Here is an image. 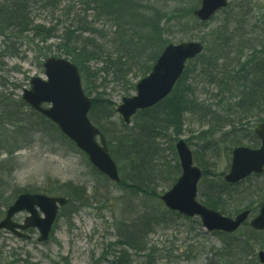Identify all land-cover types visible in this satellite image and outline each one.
<instances>
[{
    "label": "trees",
    "instance_id": "16d2710c",
    "mask_svg": "<svg viewBox=\"0 0 264 264\" xmlns=\"http://www.w3.org/2000/svg\"><path fill=\"white\" fill-rule=\"evenodd\" d=\"M184 1L0 0V35L5 37L4 43L13 44L14 39L27 31L44 43L56 37L57 52L77 66L84 93L91 99L88 119L104 136L120 180L118 183L111 182L90 167L104 182L130 192V196L134 197L132 203L140 200L137 204L142 209L136 211L133 218L119 220L115 228L119 250L105 259L106 264H133L128 258V251L141 253L148 250L147 237L154 228L165 221L166 215H179L163 206L157 188L159 185L169 188L179 176L174 142L181 134L185 113L197 112L200 108L194 89L184 81L187 75H202L209 83L216 84L217 95L229 93L232 99L237 98L226 105L228 114H232L233 118L227 116L225 124H231L232 133L242 132L245 138L251 137L255 143L258 139L253 134L252 125L249 121L242 122V119L253 115L254 123L264 122V44L260 50L251 52L242 60L241 49L248 39L243 42V31L242 38L240 35L245 18L241 12L248 8L247 0L233 7L229 3L219 11L224 15L223 20L200 37L204 43L203 52L186 63L171 92L156 104L137 111L130 125L124 124L118 117L116 104L108 97L98 93L91 96L92 91H96L91 82L96 74L101 75L103 80L111 79L121 87L122 97L131 95L135 82L150 71L164 47L171 42L169 34L172 31L205 27L214 18L199 22L192 14L195 2L181 5ZM61 2H64L61 15L66 20L61 28L34 25L30 20L35 5L56 11ZM74 2L79 7L77 10L72 6ZM233 45L238 49H234ZM230 48L233 53L239 50L234 53L235 63L231 66L228 64ZM46 57L43 54V58ZM219 60H223V64L217 69ZM193 61L199 62V69H189L187 64ZM91 64L96 65V72L90 71ZM209 118L217 123L221 120L219 116L210 115ZM235 123H238L237 127ZM170 130L171 134H168ZM209 132L210 128L199 135ZM163 140H168L171 158L164 154L165 148L160 143ZM185 142L190 143L188 139ZM61 143L77 150L53 122L30 108L20 96L0 91V217L19 193L38 192V189L21 188L18 184L15 174L20 167L19 155L22 151L40 144L56 153ZM201 172L197 198L202 204L226 216H233L244 209L250 211V216L258 212L264 198V170L236 183L224 181V171L215 173L201 167ZM80 188L61 184L55 190L67 198L58 215L74 201H82L84 191ZM249 230V235L242 237L234 233L215 232L220 236L221 248L208 264H259L253 255L252 242L264 246L259 242L264 238V231ZM19 256L14 251L8 252L4 259L1 258L0 264H37L28 257Z\"/></svg>",
    "mask_w": 264,
    "mask_h": 264
},
{
    "label": "rangeland",
    "instance_id": "374dc122",
    "mask_svg": "<svg viewBox=\"0 0 264 264\" xmlns=\"http://www.w3.org/2000/svg\"><path fill=\"white\" fill-rule=\"evenodd\" d=\"M189 1L192 3L194 1L195 7L199 6L200 0H185L181 5L187 6ZM244 2L245 0H230L229 3L230 7H233ZM63 3L61 2L56 11L37 8L35 5V9L32 8L30 13V20L34 25L61 28L66 21L61 15ZM245 3L250 9L246 7L244 13L241 12L245 18L240 35L242 38L243 31V42L244 39H248L247 44L243 43L244 47L241 49L244 55L242 60L251 52L260 50L264 44V0H247ZM72 6L76 10L79 8L76 2L72 3ZM223 16L222 13L216 14L205 27H195L186 31L174 30L169 34L170 41L174 44L190 40L198 41L209 29L217 26L223 20ZM4 41H6L5 37L0 35V91L10 92L15 96H21L22 89L29 87L32 76L44 78L43 69L40 67V62L44 59L43 54L62 57L55 48L58 42L56 37L44 43L27 31L14 39L13 44L7 45ZM233 48L238 49L234 45ZM238 52L239 50H236L234 53ZM234 53L230 48L229 66L235 63ZM219 61L216 64L217 69L223 64V60ZM90 66V71L96 72L94 70L96 65ZM187 66L191 70L200 68L197 61L188 63ZM101 77L97 74L93 77L91 82L96 91H92L91 96L95 93L101 94L117 105L122 98L121 87L111 79L103 80ZM184 81L194 89L200 108L197 112L185 113L181 134L176 139L190 141L188 146L193 161L200 169L205 167L210 172L226 173L231 150L234 147L257 148L260 143L259 141L254 143L251 137L245 138L242 132L232 133L231 124H225L227 116L233 118L232 114H228L226 105L230 100L233 102L237 98L232 99L229 93L225 96L217 95L216 84L209 83L202 75H187ZM210 115L219 116L220 122L211 120ZM252 116L242 119V122L249 121V125H252L251 129L256 125ZM234 126L237 127L238 123ZM208 128L211 132L204 136L199 135ZM168 134H171V130ZM167 142L168 140L160 141L165 148L164 154L171 158ZM19 160L20 167L15 175L21 188H35L39 193L59 195L55 190L61 184H72L75 188H82L84 197L82 201H74L61 210L62 214L55 220L49 240L43 244L36 242L38 233L35 229L28 231L31 235L29 240L19 239L6 230H0V260L4 259L8 252L14 251L20 255L19 257H28L37 264H106L105 259L117 254L119 247L116 245L115 228L118 227L119 220L129 221L136 211L142 209L141 205L137 204L139 199L138 202L132 203L134 197L130 196V192L104 182V179L91 169L86 156L81 151L71 149L67 145L63 146V143L56 153L50 152L43 145L36 144L32 148L23 150ZM50 188L55 189L49 192ZM166 190L168 186L159 185L157 188L160 194ZM134 206L136 208L132 209ZM25 214V212L18 213L14 220L22 222ZM249 228L247 222L234 235L240 237L249 235ZM147 240L149 249L145 252L128 251V258L133 264H208L210 260L215 259L213 254L221 248L220 236L215 232L205 231L197 217L186 218L180 214L166 215L165 221L154 228ZM259 242L264 243V238ZM252 244L253 255L257 260V251H264V246L255 242Z\"/></svg>",
    "mask_w": 264,
    "mask_h": 264
},
{
    "label": "water",
    "instance_id": "95a60500",
    "mask_svg": "<svg viewBox=\"0 0 264 264\" xmlns=\"http://www.w3.org/2000/svg\"><path fill=\"white\" fill-rule=\"evenodd\" d=\"M228 0H200L198 8L193 10L200 22L208 21L217 11L225 8ZM203 50L199 41H183L168 44L151 71L135 84V93L123 97L116 107L117 113L125 124L138 111L152 106L169 94L183 72L187 60L193 59ZM44 78L32 76L29 87L22 89L21 99L50 121L84 152L89 162L109 180L119 182V174L113 159L108 153L104 136L88 119L87 113L91 100L82 89L80 74L75 64L64 57L49 56L42 64ZM46 78V79H45ZM46 105V106H43ZM254 134L260 140L257 148L246 146L234 147L227 173L223 179L228 183L243 180L250 174L261 173L264 168V122L258 123ZM175 150L180 165V175L173 185L160 195L164 206L187 217H199L205 231L232 233L247 220L249 210H242L232 217L224 216L197 201V186L201 170L193 163L192 153L183 139L175 143ZM67 199L62 196H49L41 193L22 192L6 208L0 219V230L29 239L26 230L35 228L38 232L36 241L43 243L49 239L52 225L58 209ZM26 212L22 223L13 217ZM254 230H264V199L258 213L249 220ZM258 260L264 264V251L257 252Z\"/></svg>",
    "mask_w": 264,
    "mask_h": 264
}]
</instances>
